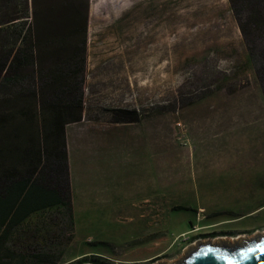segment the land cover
I'll return each instance as SVG.
<instances>
[{
	"label": "rangeland",
	"instance_id": "rangeland-1",
	"mask_svg": "<svg viewBox=\"0 0 264 264\" xmlns=\"http://www.w3.org/2000/svg\"><path fill=\"white\" fill-rule=\"evenodd\" d=\"M114 1L89 0L85 109L101 121L136 110L144 127L92 124L78 235L64 208L40 210L0 264H178L198 241L238 232L231 197L199 216L216 188L255 184L264 168V94L231 1ZM231 105L257 113L260 135L233 134Z\"/></svg>",
	"mask_w": 264,
	"mask_h": 264
},
{
	"label": "trees",
	"instance_id": "trees-1",
	"mask_svg": "<svg viewBox=\"0 0 264 264\" xmlns=\"http://www.w3.org/2000/svg\"><path fill=\"white\" fill-rule=\"evenodd\" d=\"M29 1L0 0V250L35 212L74 215L66 127L85 112L89 0ZM230 1L264 94V0Z\"/></svg>",
	"mask_w": 264,
	"mask_h": 264
},
{
	"label": "crops",
	"instance_id": "crops-1",
	"mask_svg": "<svg viewBox=\"0 0 264 264\" xmlns=\"http://www.w3.org/2000/svg\"><path fill=\"white\" fill-rule=\"evenodd\" d=\"M128 2L129 0H115L113 4L117 9H121ZM248 111L253 112L254 110L248 109L247 107L235 105H231L229 108V120L234 122L235 125L239 124L238 127H235L236 130H232V132H234L233 134H235L236 136L260 135L256 128V126L258 125V115L257 113H250ZM98 121L101 122L100 124L102 127L104 125H107L108 127L140 125L143 128L146 118L139 119L138 121L130 123H113L110 120L101 121L89 118L87 117V112L85 109L81 121L73 122L67 125L66 137L71 174L72 200L74 207V224L76 235H78L77 233L80 227L76 213L80 212L82 202L88 198V191L83 188V181L79 175V170L80 167L83 168L89 164V159L91 158L92 150L94 149V146L92 144L94 136L92 134V129L90 126ZM141 137L142 136H140V138ZM141 139L143 140V138ZM93 152H96V150H93ZM253 170L257 171L258 176L255 184H253L252 182L251 185H232L229 189V193L223 191L221 188H216L217 191L213 193L212 197L207 196L210 202L202 201L199 205V216L202 219L208 211L207 206L213 208L211 211H216V209L214 208H216V205L218 203L221 204V201L228 197H231L233 209L237 213L235 219L238 220V223H241L236 226L238 230L236 234L223 235L224 237H228L227 241L233 242L236 240H242L244 239V236H246V238H251L254 236V232L264 231V168ZM249 181L250 180H246V183H248ZM198 228L201 229V224H197V229ZM190 230H194V226L192 227V229H184L181 234L185 232L187 233ZM238 237L242 238L237 239Z\"/></svg>",
	"mask_w": 264,
	"mask_h": 264
},
{
	"label": "water",
	"instance_id": "water-1",
	"mask_svg": "<svg viewBox=\"0 0 264 264\" xmlns=\"http://www.w3.org/2000/svg\"><path fill=\"white\" fill-rule=\"evenodd\" d=\"M178 264H264V233L236 241L201 240Z\"/></svg>",
	"mask_w": 264,
	"mask_h": 264
}]
</instances>
